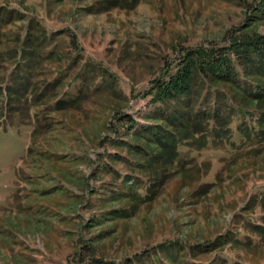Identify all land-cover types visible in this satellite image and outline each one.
Here are the masks:
<instances>
[{
	"label": "rangeland",
	"instance_id": "374dc122",
	"mask_svg": "<svg viewBox=\"0 0 264 264\" xmlns=\"http://www.w3.org/2000/svg\"><path fill=\"white\" fill-rule=\"evenodd\" d=\"M261 38L264 0H0V264H264ZM197 49L230 71L171 93Z\"/></svg>",
	"mask_w": 264,
	"mask_h": 264
},
{
	"label": "trees",
	"instance_id": "16d2710c",
	"mask_svg": "<svg viewBox=\"0 0 264 264\" xmlns=\"http://www.w3.org/2000/svg\"><path fill=\"white\" fill-rule=\"evenodd\" d=\"M261 40H264V38H261L257 41H261ZM250 44H253V42ZM192 52L195 56V59L188 60L187 63L182 64L181 69H179V71L176 72L174 80L171 83L172 84V87L170 88L171 93H174L175 90H177V89H178V91L188 92V87H187L186 82L191 77L192 69L195 70V68H197V69L206 68L207 73L209 72V74H212V76L215 75V77H219V78L223 77V76H227V73L230 71L229 66H228L229 59H227V57H225V54H223V55L216 54L215 55L212 52H208V51L206 52V51H203L200 49L193 50ZM188 59H189V56H188ZM167 95H168V93L164 94L162 96H167ZM256 99L257 98L254 97L255 101H256ZM220 116H221L220 112L218 110H214L211 117L209 115L204 117V123L203 124H201V119L203 117H200L198 119V121L195 122V127H199V128L203 129L206 125H208L207 121H209L210 119L213 120L214 125L219 123V124H221V125L218 124L219 127H221V126L223 127L225 125V123L220 120ZM207 117H210V118H207ZM181 119H183V118L178 119V124H179L180 128H184L185 133L196 135V133L201 132L197 128H195V130L191 129L189 131L187 129L189 127V125H187L188 123L184 124V119L183 120H181ZM202 125H204V127H202ZM242 133H243L242 135H245L244 132H242ZM161 144H159L161 149H162L161 156L166 155V157H168L169 154H171V155L177 154L175 151H173L172 147L169 145L168 140L163 141V143H161Z\"/></svg>",
	"mask_w": 264,
	"mask_h": 264
}]
</instances>
